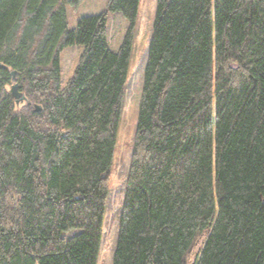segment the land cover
<instances>
[{"label":"trees","instance_id":"trees-1","mask_svg":"<svg viewBox=\"0 0 264 264\" xmlns=\"http://www.w3.org/2000/svg\"><path fill=\"white\" fill-rule=\"evenodd\" d=\"M80 1L0 0V264L98 261L140 0ZM121 194L112 264H264V0H156Z\"/></svg>","mask_w":264,"mask_h":264},{"label":"rangeland","instance_id":"rangeland-1","mask_svg":"<svg viewBox=\"0 0 264 264\" xmlns=\"http://www.w3.org/2000/svg\"><path fill=\"white\" fill-rule=\"evenodd\" d=\"M156 0H140L133 40L132 56L121 120L111 169L109 203L104 214V233L97 264H112V254L118 226V211L121 208V183L125 178L133 136L137 121V110L147 58L149 39L152 33ZM107 0H81L76 5L66 3L67 28L73 29L81 16L98 14L106 9ZM128 21L119 12L111 11L107 19V43L117 50L127 30ZM82 45L72 44L59 52L60 84L64 85L76 66ZM10 90V85L8 86ZM18 104V103H17Z\"/></svg>","mask_w":264,"mask_h":264},{"label":"water","instance_id":"water-1","mask_svg":"<svg viewBox=\"0 0 264 264\" xmlns=\"http://www.w3.org/2000/svg\"><path fill=\"white\" fill-rule=\"evenodd\" d=\"M10 74H11V79L13 81V83L10 85V93L15 98V102L19 103L20 100H25L26 97L22 94V92L18 88V82L16 81V71L11 70ZM106 176L107 175L103 177H106Z\"/></svg>","mask_w":264,"mask_h":264}]
</instances>
